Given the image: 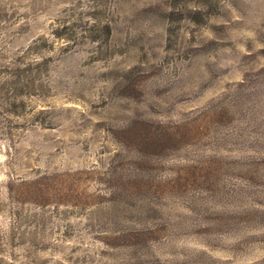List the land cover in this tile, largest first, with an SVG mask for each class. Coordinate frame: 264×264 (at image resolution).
<instances>
[{"label":"rangeland","instance_id":"obj_1","mask_svg":"<svg viewBox=\"0 0 264 264\" xmlns=\"http://www.w3.org/2000/svg\"><path fill=\"white\" fill-rule=\"evenodd\" d=\"M0 264H264V0H0Z\"/></svg>","mask_w":264,"mask_h":264}]
</instances>
